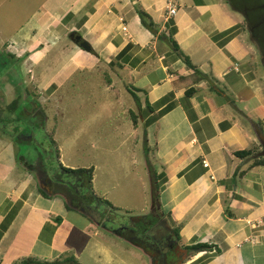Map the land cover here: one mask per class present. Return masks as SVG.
<instances>
[{"label": "crops", "instance_id": "crops-1", "mask_svg": "<svg viewBox=\"0 0 264 264\" xmlns=\"http://www.w3.org/2000/svg\"><path fill=\"white\" fill-rule=\"evenodd\" d=\"M174 2L177 13L170 16L168 0H0V26H12L8 55L29 67L28 95H38L42 107L57 95L67 97V85L82 73L97 70L99 77L114 78L109 86L114 110L120 104L116 79L124 86L130 118L134 113L137 121L132 120L130 135L143 136L144 174L156 189L152 206L172 229L180 228L181 246L213 248L190 256L187 264H264V166L236 156L261 146L257 131L264 133L259 46L244 14L229 0ZM140 11L155 32L142 23ZM14 89L4 94L17 95ZM1 113L0 264H133L136 256L129 250L126 256L124 244L150 264L142 249L117 233L126 218L118 222L113 211L103 210L104 218L93 220L55 188L64 184L60 165L90 169L72 165L74 159L65 163L56 131L49 138L56 144L50 138V153L59 149L58 167L45 160L48 151L44 157L35 154L33 163L21 149L34 144L35 133L25 131L27 123L15 122V115ZM47 126L48 118L41 128ZM12 129L20 136L11 135ZM111 156L101 153L96 160ZM37 162L48 189L32 167ZM94 164V193L114 208L123 206L131 193L118 200L111 196L115 166H105L106 177L98 180L101 166Z\"/></svg>", "mask_w": 264, "mask_h": 264}, {"label": "rangeland", "instance_id": "rangeland-1", "mask_svg": "<svg viewBox=\"0 0 264 264\" xmlns=\"http://www.w3.org/2000/svg\"><path fill=\"white\" fill-rule=\"evenodd\" d=\"M3 16L0 11V18ZM2 27L0 26V111L3 114H9L13 113L9 110L11 103L19 95L23 94L22 108L28 105L29 99L35 100L39 97L38 95L24 96V93L30 92L31 86H33V81H30L29 67L17 62L16 59L7 57L10 50L5 44L7 39L12 36V26H6L8 30H4ZM1 57L3 58L1 59ZM4 58L10 59L12 63L17 65L14 67L15 75L13 73L7 74L8 66L5 64L2 66ZM106 74L99 77L97 70H95L92 73H82L73 78L64 91L68 93L67 97L57 95L51 104L42 107L48 118L46 129L32 123V120L24 122L27 120L20 119L18 124L27 123V126L23 128L26 129L25 131L35 133L34 144L30 147L23 146L21 150L22 153L28 154L33 163L35 154L40 153L42 155L43 151H48L45 160L50 166L58 167L56 153H50V150L54 151V149L49 138L56 131L54 140L59 146H63L61 155H63L65 163H70L69 161L74 159L72 165L92 168L96 161L101 166L96 172L98 180L106 177L105 166H115L116 175L113 177L117 186L115 190L111 191V196H115V199L118 200L123 192L126 194L130 191L131 197H125L123 206L116 208L113 215L118 219V222L126 218V224L130 225L133 215H141L144 218L146 214L156 208V205L152 206V193L155 194L156 189L153 190L149 174L148 180L144 174L145 147L143 136L140 132L137 137L130 135L132 126L130 97L125 92L124 86L116 79V96L120 104H117L114 110V100L111 90H109V86L114 83V78L110 74ZM25 80L28 83H25V87H27L23 91L21 84ZM11 87H15L14 90L18 96L4 94ZM19 110L22 109L15 110L17 111L16 115H18ZM19 115H22V111ZM0 126L4 127L5 123L0 122ZM101 153H110L112 156L108 160L106 158L96 160L98 154ZM67 178V175L61 173V180ZM124 249L126 256L128 250L136 256L132 257L136 259L133 264H149L148 260L135 249L125 244Z\"/></svg>", "mask_w": 264, "mask_h": 264}, {"label": "flooded vegetation", "instance_id": "flooded-vegetation-1", "mask_svg": "<svg viewBox=\"0 0 264 264\" xmlns=\"http://www.w3.org/2000/svg\"><path fill=\"white\" fill-rule=\"evenodd\" d=\"M244 16L249 26L251 36L259 46L260 55L264 63V23L252 25L248 21V17L246 15ZM2 58L3 57H1V59ZM10 58L15 59L13 57ZM2 62V66H4V64L8 66V75H11V73H13V75L16 74L14 73V67L17 66L15 63H12L10 59L5 58L2 60ZM22 95H17L18 97L15 98V100L19 99V108L22 110H19L18 115H16L17 111L10 113L11 115H15L14 121L18 122L20 119H26L28 121L32 120V123L39 125L40 127L44 126L47 117L42 109V105L38 101V98L35 100L29 99L27 103L28 105L22 108ZM24 96H29L27 91L24 93ZM15 100L11 103V105L15 102ZM21 111L22 115H19ZM10 134L15 135V137L20 136L18 132L15 131V129H12ZM37 154L39 157H44L45 151L41 153L42 155H40V153ZM32 167L40 174L41 182L44 188L48 189L50 187V182L47 180V178H45L39 163L33 165ZM55 188H57V190L61 193H65V197L68 201L74 202L70 191L62 188L61 184L57 183ZM116 231L118 234L124 232L127 237L131 238L129 241L145 252L150 264H187L190 257V252L186 247L181 246L177 236L174 233V230L170 227L167 218L163 214H160L157 208L153 209L148 214V216H145L140 220L131 219L130 225L125 224L118 226Z\"/></svg>", "mask_w": 264, "mask_h": 264}, {"label": "trees", "instance_id": "trees-1", "mask_svg": "<svg viewBox=\"0 0 264 264\" xmlns=\"http://www.w3.org/2000/svg\"><path fill=\"white\" fill-rule=\"evenodd\" d=\"M230 5L235 8L237 11L243 13L248 17V21L252 25H258L264 23V0H229ZM140 16L142 19V23L152 32H155V25L151 21L150 17L145 14L144 12L140 11ZM247 22V21H246ZM175 50L179 51L178 47L175 45ZM181 56L184 57L186 63L193 67L190 60L180 53ZM14 58V57H13ZM19 108V99H16L15 102L10 106L9 110L11 112H15ZM132 120L133 123L136 125V116L132 113ZM52 144L56 146L52 137ZM262 151L261 146H254L249 150H244L241 152H237L236 156L240 159L247 160L252 159L256 155H258ZM56 155L59 156V149L56 147ZM252 166H264V158H257L252 160ZM61 172L68 176L66 180H64V184L61 185L62 188L70 191V194L73 196L74 202H70V204L77 208L82 209L88 215H90L93 220L96 218L103 219L106 213L103 212L107 210H111L113 212L116 211L107 200L102 197L97 196L92 188V180L94 175V169H68L64 168L60 165ZM67 187V188H66ZM65 195V193H62ZM69 194V192H68ZM66 196V195H65ZM175 235L177 236L178 241H180V228L173 229ZM126 239H131L125 235L124 232L119 234ZM213 248L208 244H196L193 246L187 247V250L190 252V256H195L201 252H208ZM73 264H79L76 260H71ZM33 260H27L26 263H31ZM37 264H62V261H55V262H37Z\"/></svg>", "mask_w": 264, "mask_h": 264}, {"label": "water", "instance_id": "water-1", "mask_svg": "<svg viewBox=\"0 0 264 264\" xmlns=\"http://www.w3.org/2000/svg\"><path fill=\"white\" fill-rule=\"evenodd\" d=\"M77 43H79V45L81 46V48H83L86 52H90L91 51V46L85 42L82 41L81 37H76L75 40ZM257 136H258V140L262 146V151L256 155L253 159H257V158H264V133L261 130L257 131Z\"/></svg>", "mask_w": 264, "mask_h": 264}, {"label": "built area", "instance_id": "built-area-1", "mask_svg": "<svg viewBox=\"0 0 264 264\" xmlns=\"http://www.w3.org/2000/svg\"><path fill=\"white\" fill-rule=\"evenodd\" d=\"M168 12L170 16H175L177 13V6L174 2V0H168ZM124 30L126 31L127 29L124 28ZM205 167H208V163L204 162Z\"/></svg>", "mask_w": 264, "mask_h": 264}]
</instances>
